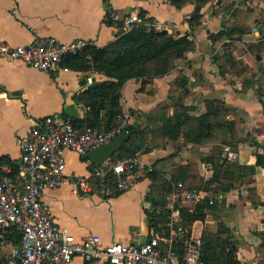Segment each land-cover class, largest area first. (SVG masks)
<instances>
[{
    "label": "crops",
    "instance_id": "obj_1",
    "mask_svg": "<svg viewBox=\"0 0 264 264\" xmlns=\"http://www.w3.org/2000/svg\"><path fill=\"white\" fill-rule=\"evenodd\" d=\"M216 1L209 0L203 6L193 1L177 8L169 0H0V41L28 45L37 36L52 35L62 41L85 38L100 47L120 32L114 22H106L108 13L122 15L129 10H143L146 17H154L158 30L189 33L195 48L175 68L148 82L144 90H140V78L125 82L123 113L117 124L126 116L129 124H138L147 131L148 136L134 138L132 148L165 179L179 175L187 186L215 196L214 204H202H208L207 209L204 218L194 221L191 237L202 238L206 232L215 235L223 221L238 242L236 256L240 264H264V164H256L257 155H264V0H249L248 4L246 0ZM198 9L202 17L198 25L191 27L189 19ZM224 25L241 27L244 32L240 37L235 32L233 40H213L211 34ZM228 42L230 54L224 52ZM64 60L46 72L0 54V157L17 164L21 157L17 136L27 133L46 115L86 119L88 108L77 101L76 95L94 81L109 77L94 69H72ZM179 74L189 78L187 95L175 83ZM171 96H182L184 103L192 107V115L205 113V100L209 98L222 100L230 107L225 119L235 122L236 134L228 138L234 143L221 144L222 156L241 165L256 164L249 174L238 178L235 187L226 192H218L215 184L205 187L213 167L204 157L220 143L217 138L200 144L185 142L183 136L166 140L152 135L151 130L160 125L163 115L158 107L166 103V115L174 112ZM11 162L3 163L1 170L15 168ZM66 163V175L90 176V189L75 193L67 180L46 189L44 200L58 223L78 239L98 234L103 244L137 243L150 238L153 231H167L175 183L165 204L170 209L168 220L155 226L151 218H161L163 205L154 203L160 183L148 172L122 189L117 183L112 186L90 175L89 157L67 150ZM74 264L101 263L78 255Z\"/></svg>",
    "mask_w": 264,
    "mask_h": 264
},
{
    "label": "built area",
    "instance_id": "obj_2",
    "mask_svg": "<svg viewBox=\"0 0 264 264\" xmlns=\"http://www.w3.org/2000/svg\"><path fill=\"white\" fill-rule=\"evenodd\" d=\"M146 18L138 10L112 15L122 33L146 23ZM88 45L92 41L85 38L62 41L52 35H40L28 45L0 41V54L50 72L64 58L83 52ZM128 125L126 116L112 128L99 129L50 114L17 136L21 157L15 168L8 166L0 173V231H6L5 236L0 235V264H74L78 255L101 264H207L201 258L202 238L190 237L182 253L176 248V243L185 237L183 212L198 213L204 202H215V196H208L199 187L179 181L170 197L167 231H153L150 238L137 243L103 244L98 234L78 239L68 227L58 223L44 200L46 189L61 186L67 180L75 193L89 190L90 176L66 175V151L87 156L90 149L107 143L120 131L130 134ZM151 170L153 165L136 152L125 158L109 157L100 166L94 165L90 175H114L117 185L127 189Z\"/></svg>",
    "mask_w": 264,
    "mask_h": 264
},
{
    "label": "trees",
    "instance_id": "obj_3",
    "mask_svg": "<svg viewBox=\"0 0 264 264\" xmlns=\"http://www.w3.org/2000/svg\"><path fill=\"white\" fill-rule=\"evenodd\" d=\"M177 8L183 7L189 2H195L199 6L205 5L209 0H169ZM145 16L144 11H140ZM112 13H108L106 22L113 24ZM202 13L200 9L195 10L189 19L191 27L198 25ZM154 17H147L146 23L135 26L130 31L117 35L116 39L104 46L88 45L85 50L77 55H69L64 58V63L72 69L87 70L94 69L109 77L94 81L85 91L76 95L79 102L88 108L87 117L84 120L72 119L77 125H91L101 128H112L117 125L119 116L123 113L121 103L122 89L125 82L131 78H140L142 87L154 80V78L168 73L180 64L187 55V52L195 48V43L189 39V33L170 32L166 29L158 30L154 24ZM239 32V37L244 32L238 26L224 25L218 32L212 33L211 38L217 40L228 38L233 40V34ZM226 54H230V42L225 43ZM188 76L179 74L175 83L181 88L184 95L190 93L188 87ZM172 99V96H171ZM174 112L171 116L166 115L168 104H161L159 111H163L161 123L151 130L152 135H158L166 140H178L182 136L185 142L204 143L207 140L217 138L218 144L213 146L211 154L204 157V161L211 163L213 175L205 183L216 185L218 192H226L237 184L238 178L243 174H249L250 169H254L256 164H264V155H257L256 164L241 165L235 161H228L222 156L221 144L234 143L229 140V134L235 136L236 128L233 120L225 119L230 107L219 99H206L207 111L201 115H192L189 110L192 108L184 103L182 96H173ZM130 139L111 158H125L133 155L136 151L132 148L135 137L148 136L147 131L141 129L138 124H129ZM236 142V141H235ZM239 142V141H237ZM85 159L88 156H84ZM5 162H11L7 157H0V166ZM13 167L16 164L11 162ZM94 164L90 165L93 169ZM0 173L3 171L0 168ZM149 176L160 184L159 193L154 198V203L163 205L158 218L153 215L152 224L162 225L167 222L170 209L165 208L167 194L173 190V184L180 181V176L176 175L171 180L165 179L161 173L153 166V170L148 171ZM97 180H104L112 186H116L114 175L108 177H97ZM154 193V191L152 192ZM208 205V204H207ZM207 205L200 206L198 213L183 212V225L185 237L176 243L177 250L182 253L186 242L191 237L192 226L195 220L204 218ZM230 228L221 221L218 233L215 235L203 234V244L201 247V258L207 264H240L237 259L238 242L232 239ZM18 234V233H17ZM1 236L6 235V231H0Z\"/></svg>",
    "mask_w": 264,
    "mask_h": 264
},
{
    "label": "water",
    "instance_id": "obj_4",
    "mask_svg": "<svg viewBox=\"0 0 264 264\" xmlns=\"http://www.w3.org/2000/svg\"><path fill=\"white\" fill-rule=\"evenodd\" d=\"M129 139L130 134L122 130L107 143L90 149L87 156L95 166H100L106 159L116 153Z\"/></svg>",
    "mask_w": 264,
    "mask_h": 264
},
{
    "label": "rangeland",
    "instance_id": "obj_5",
    "mask_svg": "<svg viewBox=\"0 0 264 264\" xmlns=\"http://www.w3.org/2000/svg\"><path fill=\"white\" fill-rule=\"evenodd\" d=\"M215 1H216V0H215ZM245 2H246V4H248L249 0H246ZM216 3H219V0L216 1Z\"/></svg>",
    "mask_w": 264,
    "mask_h": 264
}]
</instances>
